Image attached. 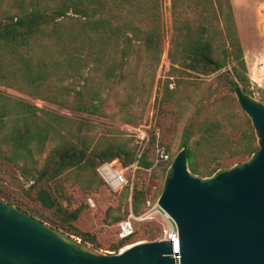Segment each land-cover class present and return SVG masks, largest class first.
<instances>
[{
	"label": "trees",
	"instance_id": "16d2710c",
	"mask_svg": "<svg viewBox=\"0 0 264 264\" xmlns=\"http://www.w3.org/2000/svg\"><path fill=\"white\" fill-rule=\"evenodd\" d=\"M169 2L172 31L166 57L172 79L164 80L158 106L171 105L169 114L181 123L176 150L185 149L188 169L208 176L220 168L221 158H247L257 148L249 119L233 95L222 92L239 85L251 96L249 80L229 0ZM162 41L160 0H0V85L60 108L98 114L104 105L102 94H116L114 87L121 84L125 107L128 72L139 60L143 71L154 72ZM137 95L132 104H137ZM262 98L258 99L264 102ZM136 113L134 109L130 115ZM93 129L88 121L0 92V161L18 171L8 183L0 180V198L99 249L95 232L75 224L86 204L68 209L61 203L67 180L87 193L106 187L95 170L99 163L116 159L128 167L136 162L119 201L127 205L129 197L130 212L140 214L149 192L145 179L146 170L152 169L148 154L155 135L150 133L137 157L135 145L124 142L90 145ZM163 133L168 136L165 127L159 143L167 150ZM169 160L170 156L160 162L161 175ZM120 204L102 211L100 220L109 225L124 219ZM132 234L116 237L105 249L116 252L133 241Z\"/></svg>",
	"mask_w": 264,
	"mask_h": 264
},
{
	"label": "water",
	"instance_id": "95a60500",
	"mask_svg": "<svg viewBox=\"0 0 264 264\" xmlns=\"http://www.w3.org/2000/svg\"><path fill=\"white\" fill-rule=\"evenodd\" d=\"M256 150L246 159L192 173L182 147L167 165L156 199L174 223L168 240L136 241L103 253L0 198V264H264V103L235 85Z\"/></svg>",
	"mask_w": 264,
	"mask_h": 264
},
{
	"label": "rangeland",
	"instance_id": "374dc122",
	"mask_svg": "<svg viewBox=\"0 0 264 264\" xmlns=\"http://www.w3.org/2000/svg\"><path fill=\"white\" fill-rule=\"evenodd\" d=\"M229 3L232 15L233 13L235 14L233 20H236V22L234 21V24L241 45L242 57L245 64V75L249 80L251 96L255 99L262 98L264 96L260 94V91L264 92V0H229ZM227 16L228 12L226 11L224 17L227 18ZM160 25L163 33V41L157 66L155 67L154 72L150 68L143 71L139 60L136 63L135 69L132 72H128L127 80L130 83L126 89L128 100L126 101L125 107L121 105L120 100V94H122V92L119 87L121 84L114 87V90L117 91L116 94L112 91L107 94H102L104 97V105L101 109V113L98 114H88L60 108L47 101L32 98L20 90L1 85L0 92L28 101L36 107L55 111L74 120L88 121L92 123L94 125V129L90 135V145L92 146H101V144L105 143L124 142L130 146L135 145L136 152H139L142 146V143H140L136 137L139 130H143L149 138L150 133L153 132L155 135L154 143H159L161 139L160 131L165 127L168 136L163 133L165 135L164 141H167L168 143L166 151L171 160L177 151L176 148L177 142L180 138L181 123L175 121L172 115L169 114V109L167 108L173 109L171 105L168 107L164 106L162 109L158 106L164 80L167 78L172 79L171 76L167 75L169 62L166 57L167 41L172 31L169 0H160ZM227 67H229V65H227ZM210 78L211 77H207L205 79ZM169 85L172 87L173 82L168 83V87L171 88ZM135 92L138 94V102L137 104H132L131 101L135 96ZM222 92L227 93L230 96L233 95L227 87H224ZM262 99L264 100V98ZM134 109L139 113H136L134 116L130 115ZM157 121L162 124L157 126ZM241 126L245 127V124L242 123ZM235 136L236 135L234 134L233 137ZM154 143L151 146L148 158L152 161L151 167L155 175L153 178L151 177L152 169L149 168L146 170L145 179L149 184L147 199L149 200L150 205L156 202L161 190L164 175V173L161 175L163 163H154L153 160ZM244 159H246L245 156L229 159L221 158L219 160L220 168L228 167L236 160ZM186 162L189 164L190 160L187 159ZM124 175L129 182L132 177V172L129 169H124ZM11 177H18L17 169H15L10 163L0 161V180L8 183V181H12ZM65 187L66 198L61 201L63 206H66L69 209L81 203L86 204V207L76 218V226L81 230L95 232L96 239L101 247L96 250L103 253H115L105 248H107L110 243L114 242L117 237L114 235L116 223L107 225L100 220V216L102 215V211L107 208H115L118 205V202H120L119 213L126 217L130 211L129 197L126 201L127 205H125L124 199L119 201L120 190L112 192L104 185H100L96 190L88 191L87 193H83L76 184H70L69 180H67ZM87 198L91 200L92 205L86 202ZM145 206V209L140 214L133 215L136 217V220L133 222V241L130 243L136 241H150L160 233L163 222L157 215L152 216L150 219L139 218L146 212L147 205L145 204Z\"/></svg>",
	"mask_w": 264,
	"mask_h": 264
},
{
	"label": "built area",
	"instance_id": "2783aa9c",
	"mask_svg": "<svg viewBox=\"0 0 264 264\" xmlns=\"http://www.w3.org/2000/svg\"><path fill=\"white\" fill-rule=\"evenodd\" d=\"M169 86L171 87V85ZM136 137L138 141L142 143L141 149L137 153V157H139L143 147L148 142L149 137L143 130H139L138 134H136ZM153 157H154L153 159L154 163L167 161L169 158L165 148L159 145L158 142L154 143ZM136 168H137L136 162L132 163L128 167H122L116 159H113L109 162L104 161L99 163L95 167V170L97 174L100 176V178L103 180L106 187L112 192H117L121 190L123 186L129 184L128 180L124 175V169H129L131 172H133V170ZM86 202L92 205V202L89 198L86 199ZM145 204L147 205V210L139 218L150 219L152 216L157 215L163 222L159 235L156 236L153 240H161V239L168 240L174 247L172 248L173 252L176 251L178 245V235L174 223L168 217V215L160 207H158L156 202L150 205L149 200L147 199L145 201ZM134 220H136V217H134L133 214L129 211V213L126 215L124 219L116 223L117 238L122 239L130 236L133 233Z\"/></svg>",
	"mask_w": 264,
	"mask_h": 264
},
{
	"label": "crops",
	"instance_id": "0c3cea01",
	"mask_svg": "<svg viewBox=\"0 0 264 264\" xmlns=\"http://www.w3.org/2000/svg\"><path fill=\"white\" fill-rule=\"evenodd\" d=\"M233 16L235 17V14L233 13ZM234 21L236 22V20L234 19Z\"/></svg>",
	"mask_w": 264,
	"mask_h": 264
}]
</instances>
